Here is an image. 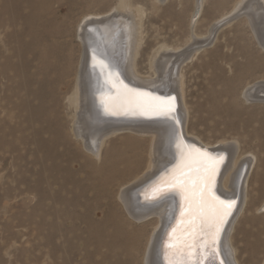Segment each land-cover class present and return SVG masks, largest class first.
Wrapping results in <instances>:
<instances>
[{
    "label": "bare ground",
    "instance_id": "obj_1",
    "mask_svg": "<svg viewBox=\"0 0 264 264\" xmlns=\"http://www.w3.org/2000/svg\"><path fill=\"white\" fill-rule=\"evenodd\" d=\"M244 1L236 2L233 10L215 22L211 35H215V29L224 21L235 18V13ZM257 1H249L246 7L250 11L245 15L250 17L253 15L252 10H259L264 19V0ZM196 2L200 9L203 0ZM144 14L142 6L134 5L131 0H118L108 10L83 14L72 36L67 28H57L59 31L55 32V29L43 28L41 21L36 26L34 18L28 17V30L18 39L22 42L20 52L24 55L27 70L25 105L30 111L29 118L36 124L39 135L46 130L56 135L57 140L68 137V142L76 145L72 154L85 158V179L97 180L104 191H109L112 198L116 199L115 208L108 209L100 218L95 215L97 212L94 207L86 205L88 211L85 217L89 230L95 234L97 231L106 233L112 228L116 239L124 236L131 252L137 250L141 264H245L246 260L240 258V249L248 253V261L264 264V228H243L239 232L234 227L238 213L257 226L264 221V200L257 205L255 198L256 192H264V173L259 170L260 157L255 152H242L238 142L206 141L193 132L199 107L190 105L183 74L178 72V67L186 58L183 57L184 53L173 56L168 52V45H159L152 52L151 59L149 57L151 68L154 67L158 74H141L138 55L143 43ZM15 21L11 17L0 22V26H5L6 35ZM60 38L64 39L63 47L60 46ZM73 41L79 45L78 53L72 51ZM54 60L64 61L67 66L59 77L55 79L53 76L55 82L61 84L49 89L54 81L49 73V68L57 62ZM34 79L40 88L30 86ZM231 90L229 87L228 92ZM215 91L208 95L207 100L213 103L218 113L221 109L228 111L229 105L223 107ZM61 93H64L63 97ZM170 93H175L181 101L180 116L173 111L165 114L150 111L141 115L137 110L134 114L129 106L130 99L145 104L157 103L162 101L159 94ZM258 93L264 94V88L257 90L245 86L241 91L246 99L264 98ZM113 112L117 114L113 115ZM66 118L69 119V134H64ZM41 123L47 125L40 126ZM206 164H211L212 168L205 167ZM150 182H153V186L150 185L152 188L147 186L141 190ZM164 183L169 187L153 195L154 189H159ZM194 183L207 191L210 201L215 197L216 201L225 204L234 202L231 210L216 203L224 222L219 224L220 232L214 243L200 229L199 192L192 207L189 206L187 197ZM181 184L186 185V188L180 187ZM88 193V190H80L75 198H71V204L79 206V198L88 196ZM149 194L153 197H147ZM237 196L241 199L238 205L234 200ZM205 211L209 212L208 209ZM225 212L229 214L223 215ZM147 223L152 224L150 231L136 228ZM224 228L223 258H219L217 242Z\"/></svg>",
    "mask_w": 264,
    "mask_h": 264
},
{
    "label": "rangeland",
    "instance_id": "obj_2",
    "mask_svg": "<svg viewBox=\"0 0 264 264\" xmlns=\"http://www.w3.org/2000/svg\"><path fill=\"white\" fill-rule=\"evenodd\" d=\"M131 1L145 11L143 43L138 55L141 74H158L154 67L151 68L150 56L159 45H168V52L173 56L184 53L183 57L187 59L178 67V72L183 74L190 105L199 107L193 132L206 141L238 142L242 152H255L260 157L259 170L264 173V98L257 97L264 94L258 93L253 99H246L241 94L245 86L257 90L264 88V19L261 11H251L252 21L249 15H245L250 11L246 5L251 0H245L240 6L241 12L237 11L234 19L224 21L213 36L211 32L215 22L233 10L239 0H203L200 9L197 0ZM117 2L0 0V22L11 17L16 20L7 35L4 33L5 26H0V264H141L137 250L131 252L124 236L116 239L112 228L106 233L97 231L95 234L89 230L86 205L94 207L97 214L91 213L100 218L108 209L115 208L116 199L109 191L105 192L97 180L85 179V158L72 154L77 147L68 142V137L60 141L46 130L38 134L25 105L27 70L24 55L20 52L22 42L18 39L28 30V17L34 18L36 26L41 21L43 28L55 29V32L67 28L72 36L83 14L108 10ZM60 41L63 47L64 39L60 38ZM71 45L73 53H78L77 41ZM65 52L68 50L65 49ZM54 62L49 68L54 80L49 89L61 84L55 79L67 66L64 61ZM30 86L40 88L35 79ZM229 87L231 92H228ZM213 90H216L215 96L223 107L229 105L228 111L221 109L218 113L213 103L207 100ZM67 126L69 119L66 118L64 134H69ZM262 185L264 187V182ZM80 190H88V196L79 198L80 205L74 206L71 200ZM255 198L259 205L264 200V192H256ZM238 215L234 227L239 232L243 228H264V221L257 226L245 220L241 213ZM144 225L136 228L150 231L152 224ZM238 245L242 248L240 242ZM241 257L246 260L245 264H253L247 260L248 253L244 249H240Z\"/></svg>",
    "mask_w": 264,
    "mask_h": 264
},
{
    "label": "snow or ice",
    "instance_id": "obj_3",
    "mask_svg": "<svg viewBox=\"0 0 264 264\" xmlns=\"http://www.w3.org/2000/svg\"><path fill=\"white\" fill-rule=\"evenodd\" d=\"M129 106L133 109V112L138 110L139 114L144 115L147 112H156L158 114H165L166 112L170 113L174 110L172 107L171 101H158L157 103H147L145 104L142 101L130 99ZM113 115L117 114L115 112ZM204 155V154H202ZM205 167L212 168L211 164H206ZM182 188H186V185H179ZM199 192V205L198 211L200 212V229L206 234V236L211 237L213 243L215 242L216 236L220 232L219 224H222L223 218L220 216L219 209L216 208V203H218L222 208L231 210L234 207V202L225 204L223 201H216V198L213 197L210 201L208 198V193L205 190H201L198 184H193L190 194L188 195L189 206L192 207V202L196 197V193ZM205 209H208L209 212H206ZM228 212H225L223 215H228ZM213 229L215 231L213 232Z\"/></svg>",
    "mask_w": 264,
    "mask_h": 264
},
{
    "label": "water",
    "instance_id": "obj_4",
    "mask_svg": "<svg viewBox=\"0 0 264 264\" xmlns=\"http://www.w3.org/2000/svg\"><path fill=\"white\" fill-rule=\"evenodd\" d=\"M216 30V29H215ZM159 96L162 98V101L163 100H170L171 101V104H172V107L174 108V110H173V112L174 113H178V115H179V110H180V99H179V97L175 94V93H170V94H159ZM180 116V115H179ZM180 126V131H181V129H182V127H181V124L179 125ZM182 136H183V134L182 133H180ZM194 145L195 146H198V145H196V143H194ZM199 147V146H198ZM202 149H204V148H202ZM226 158H227V156H226ZM225 162H226V159H225V161L223 162V164H225ZM222 164V165H223ZM222 172V169H220V173ZM220 173H219V175H218V177L220 176ZM157 178V177H156ZM156 179H154V181H155ZM153 181V182H154ZM153 182H150L149 184H147L146 186H144L141 190H144L147 186H150V185H152L153 186ZM159 185V184H158ZM152 186H150L151 188H152ZM154 186H156V184L154 183ZM169 187V185L167 184V183H164L163 185H161V187L159 188V189H157V187H156V189H154V191H153V195H155V194H157L158 192H160L161 190H164V189H166V188H168ZM216 187H217V185H216ZM153 195H151V194H149L147 197H153ZM234 200H236V202H237V205L239 204V202H240V196H237L236 198H234ZM236 210V209H235ZM235 212V211H234ZM234 214V213H233ZM233 214H232V216H233ZM231 216V217H232ZM230 217V218H231ZM229 222V221H228ZM226 228V227H225ZM225 228L222 230V232H221V234H220V236H219V238H218V250L219 251H217V253H218V255H219V258H223V249H222V239H223V235H224V231H225ZM221 260V259H220ZM222 262V261H221Z\"/></svg>",
    "mask_w": 264,
    "mask_h": 264
}]
</instances>
